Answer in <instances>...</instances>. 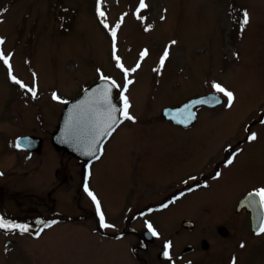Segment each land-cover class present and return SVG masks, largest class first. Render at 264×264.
Returning a JSON list of instances; mask_svg holds the SVG:
<instances>
[{
	"label": "rangeland",
	"instance_id": "1",
	"mask_svg": "<svg viewBox=\"0 0 264 264\" xmlns=\"http://www.w3.org/2000/svg\"><path fill=\"white\" fill-rule=\"evenodd\" d=\"M145 3L138 18L140 0H0V52L10 57L11 64L9 69L0 60V210L6 221L31 229L30 236L19 230L16 236L0 233V264H137L125 242L93 231L90 218L79 222L87 200L75 191L72 175L80 170L78 158L52 142L65 101L98 77L118 81L117 91L126 80L132 81L130 87H122L116 101L123 105L121 94L128 97L134 120L123 118L106 143L103 157L93 163L89 178L114 227L124 208V195L132 190L131 183L124 187L122 178L137 151L134 145L140 157L146 158L148 152L159 154L163 143L167 144L163 152L180 154L179 139L190 141L196 136L208 137L216 145L232 144L244 126L260 118L264 108V0ZM100 10L104 17L98 15ZM245 11L250 22L242 30ZM117 24L114 48L111 30ZM145 49L148 54L141 58ZM166 49L168 57L161 67ZM114 55L120 57L119 62ZM118 63L129 70L127 74ZM137 63L140 67L130 71ZM12 75L34 88L36 96L15 83ZM213 82L233 93L232 104L229 107L221 93L225 103L215 109L201 107L194 129L181 130L162 113L164 106L215 91ZM53 94L59 99H53ZM251 133L257 139L236 162L242 157L252 161L248 174L254 181L256 169L264 179V120ZM27 134L42 137L41 152L16 148V137ZM213 149H198V157L193 155L192 160L211 156ZM191 165H174L152 185H173L180 178L176 176L179 171L189 172ZM145 186L142 190L147 191ZM150 192L142 196H154ZM199 193L191 204L188 200L183 206L179 201L153 213L157 229L177 234L184 216L199 213V203L215 206V216L226 214L228 200L223 194ZM38 213L61 220L44 225L41 236H32L37 227L32 219Z\"/></svg>",
	"mask_w": 264,
	"mask_h": 264
},
{
	"label": "flooded vegetation",
	"instance_id": "2",
	"mask_svg": "<svg viewBox=\"0 0 264 264\" xmlns=\"http://www.w3.org/2000/svg\"><path fill=\"white\" fill-rule=\"evenodd\" d=\"M194 96L196 95L192 97ZM201 107L209 108L204 105ZM199 109H196L198 119L194 122L177 123L171 120L170 123L184 131L192 130L198 123ZM263 120L264 108L260 118H254L249 124L244 126L241 130V136L232 144L216 145L208 141V137L204 139L196 136L190 141L179 139L178 146L182 151L180 154L163 152L165 145H167L163 143L165 145L161 144L159 154H150L148 152L146 158L140 157V153L137 152L139 148L134 145L137 151L134 150L133 158L129 159L130 161L128 160L129 166L124 168L126 171L122 178L124 187H129L131 183L132 190L124 195V208L120 209L122 213L117 226L114 227L112 220L103 210L102 201L90 187L89 178L92 175L93 163L103 157L106 151V143L123 121L118 123L111 135L103 141L98 159L93 157L89 160H84L77 157L80 170L78 174L72 175V177H75V191L77 196L83 193L87 200V204L84 201L85 205H82L83 212L78 215L79 222L90 218L94 223L93 231H101L102 235L107 238L125 242L130 253L135 256L137 264H233L234 261L235 264H264V233L259 232L262 224L260 215L264 212V206L257 203L255 207H251L246 204L249 199V193H254L256 190L264 188V179H260L262 172L256 169L257 173L261 175L256 173V178L251 181L248 167L250 168L252 161L249 159H243L242 157L236 162L237 156L244 153L247 145L251 142L248 140V136L251 135L253 126ZM212 147L214 149L211 156L210 154H204V157L201 158L200 156L198 160H192L198 149L207 151ZM198 155L196 156L198 157ZM229 159L232 160L231 164L227 163ZM190 163L192 164V167L188 168L190 171L186 172L187 169H181L176 175H179L180 178L176 177L175 180L177 181H174L173 185L168 187L152 185L156 183L158 176L167 173L174 165H187ZM217 172L220 173L219 177L216 175ZM85 184L100 201L101 210L105 214V222L112 225V227L103 228L100 226L95 202L85 191ZM144 184L146 185L145 188H149L147 191L142 190ZM145 192H150L154 196L146 195L143 197L142 195ZM198 193L206 196L215 195V197H219L220 193L223 194V198L228 200V204L225 207L226 214L222 217L215 216V206L199 203L198 206L199 208L202 207V210L200 209L196 216H184L179 228H177V234L164 233L157 229L152 221L151 215L153 213L161 212L173 204H178L179 201L183 202V206L188 202L191 204L194 202V194ZM183 195H185V198L182 199ZM252 199L259 202V197H252ZM1 202L0 200V204ZM52 202L54 205L55 200L53 199ZM164 205H167V207H164ZM89 209L90 211L88 212ZM27 218L32 219L30 215ZM32 220H36L34 223L37 227L34 228L36 230L31 235L39 237L45 224H55L61 218L54 215L45 217L42 213H38ZM149 222L159 233L158 236H153L148 231L146 224ZM206 224L209 226H206ZM109 228L112 231H109ZM1 231L6 236H16V230L7 231L1 229ZM28 232L26 235L30 236V232ZM37 232L39 235H37ZM10 241L11 239H7V242ZM169 242L171 243V248L166 249L165 246ZM166 250L169 252L171 259L163 255ZM11 264L18 263L12 262Z\"/></svg>",
	"mask_w": 264,
	"mask_h": 264
},
{
	"label": "water",
	"instance_id": "3",
	"mask_svg": "<svg viewBox=\"0 0 264 264\" xmlns=\"http://www.w3.org/2000/svg\"><path fill=\"white\" fill-rule=\"evenodd\" d=\"M111 80H100L93 85H89L75 99L68 100L62 111V116L58 124V128L52 135V142L59 149L68 151L69 153L79 157L80 159L89 160L94 156L88 155L92 148L101 149L103 141L109 136L101 137L100 144H91V137L96 126L102 124L106 119L105 106L96 105L95 101L99 95V90L110 85ZM115 87L111 90L112 103L120 108V105L115 101ZM211 96H218L223 102L222 96L216 93H207L199 95L175 107H165L162 113L166 118H171L175 122L186 120L189 116V110L194 114L189 121L196 119L195 107L199 104L216 106L212 103H194ZM220 104V103H219ZM117 119L121 120L119 112L116 114ZM116 124L114 128L117 126ZM17 142L22 147L28 148L31 151L41 152L43 139L41 136L28 134L18 137ZM101 151V150H100ZM96 153L98 155L100 153Z\"/></svg>",
	"mask_w": 264,
	"mask_h": 264
},
{
	"label": "snow or ice",
	"instance_id": "4",
	"mask_svg": "<svg viewBox=\"0 0 264 264\" xmlns=\"http://www.w3.org/2000/svg\"><path fill=\"white\" fill-rule=\"evenodd\" d=\"M147 7L145 0H140V4L139 7L137 9V17L141 18L139 16V11L140 9H143ZM98 15L101 17L105 16V13L100 10L98 11ZM123 20V17L121 18V21ZM250 22L249 20V14L247 11L244 12L243 14V20L241 22L242 25V30H243V26L247 25ZM119 24H117L112 30H111V35L113 37V41H114V48H115V38H116V31L119 28ZM105 27H108V25L105 23ZM147 30V29H146ZM0 43H3V40L0 39ZM172 43H176L175 41H172ZM148 54V51L145 49L144 51L141 52V58H143L144 56H146ZM168 57V51L167 49L165 50L163 56L161 57L160 60V65L161 67H163L164 65V61L165 59ZM114 58L119 62L120 57L119 56H115ZM0 60H3V62L8 65L9 69H11V64H10V57L6 56L3 52H0ZM118 66L123 69L125 71V73H128V69H124V66L122 63H118ZM140 67V64L137 63L135 68H132L130 71L134 72L136 71L137 68ZM11 79L19 84L21 87L23 88H27V90L29 92L32 93L33 97L36 96V91L34 90V88L28 87L27 85H25L22 81L18 80L14 75L11 76ZM102 79L107 81L110 78L106 77V76H102ZM128 84H131L132 81L129 80L127 81ZM114 87H118V85L116 84V82L114 80L111 81L110 85L103 87L102 89L99 90V95L95 101L96 105H104L105 106V113H106V119L104 120V122L98 126H96L93 130V134L91 137V144H100L101 143V137L104 136H108L111 135L112 131H114V126L122 121H120L119 119H117L116 117V113L119 112L120 115L124 118V119H128V120H134V117H132L129 114V100L128 97L126 95L121 94V100L123 102L122 107L117 108L116 105H114L112 103V97H111V90ZM212 87L215 89V91L217 93H223L227 98H228V106L230 107L232 104V101L234 99L233 93L231 91L226 90L220 83H216L213 82ZM125 91L127 90L126 87L124 89ZM53 99H59V97L56 94H53ZM194 103H212V104H219L221 103V100L218 96H211L199 101H195ZM194 114H192L189 110V116L186 120H182L180 121L181 123H186L188 122L191 118H193ZM257 139V134L256 133H251V135L248 136V140L250 141H254ZM16 147H21V144L19 142H17ZM101 149L99 148H92L91 151H89L87 154L94 156L95 158H99L98 155H96V153H98ZM228 164L232 163V160L229 159L227 161ZM217 177L220 176V173L217 172ZM194 179V178H193ZM85 191L87 192V194L89 195V197H91V199L95 202V207H96V211L99 217V221H100V226L103 228H108V227H112V225H109L105 222V214L104 212L101 210V204L100 201L97 199L96 195L90 191L88 189L87 184H85ZM252 197H259V202H257L255 199H252ZM257 203H259V205L264 206V188H260L258 190H256L254 193H249V199L246 201V204L248 206L251 207H255L257 205ZM164 207H167V205H164ZM260 218L262 220V224L259 228V232L260 233H264V212L261 213ZM50 226L45 224V227ZM146 227L148 229V231L151 233V235L153 236H158L159 233L155 230V228L153 227V225L149 222L146 224ZM0 229H5L7 231H13V230H19L21 232H28L29 231V226L28 225H24V224H18V223H14V222H9L6 221L3 217H0ZM37 235H39V233L37 232ZM166 249L167 248H171V243H167L166 244ZM241 247H243V245H241ZM163 255L165 257H169V259H171L169 252L166 250ZM233 264H235V261L233 262Z\"/></svg>",
	"mask_w": 264,
	"mask_h": 264
},
{
	"label": "bare ground",
	"instance_id": "5",
	"mask_svg": "<svg viewBox=\"0 0 264 264\" xmlns=\"http://www.w3.org/2000/svg\"><path fill=\"white\" fill-rule=\"evenodd\" d=\"M100 80H103L102 79V76L101 77H98L96 80H94L93 82H91L90 84H88V85H86V86H84L83 87V89H82V91L84 90V88H86L87 86H89V85H93V84H95V83H97L98 81H100ZM110 80L112 81L113 79H111L110 78ZM115 81V80H114ZM126 81H128V80H126ZM116 82V84L118 85V81H115ZM120 82V81H119ZM120 84V83H119ZM124 86H129L130 87V84H128L127 82L126 83H122V85H121V87H120V91L122 90V87H124ZM81 91V92H82ZM120 91H117V87H115V90H114V97H115V101L119 98V92ZM207 93H216V94H219L220 96H222V98H223V102L222 103H220V104H218V105H216V106H209V105H205V104H199L197 107H195V113H196V119H198V114H197V112H196V109L197 108H201V106L202 105H204V106H206V107H209L208 109H210V108H214V107H218V106H220V105H223L224 103H225V97H224V95L223 94H221V93H217L216 91H214V90H212V91H208V92H204V93H200V94H198V95H196V96H199V95H203V94H207ZM81 94V93H80ZM80 94H78V95H76V96H74V97H72V98H69V99H67L66 101H65V105H66V102L68 101V100H72V99H75L76 97H78ZM119 95V96H118ZM196 96H194V97H196ZM191 98H193V97H191ZM189 100V99H188ZM187 101V100H186ZM117 102V101H116ZM185 101H183L182 103H184ZM118 103V102H117ZM182 103H180V104H182ZM119 105H120V107H122V104H120V103H118ZM180 104H177V105H174V106H170V105H167V106H164V108L165 107H175V106H178V105H180ZM64 109V108H63ZM163 110V109H162ZM171 119V118H170ZM195 119V120H196ZM172 120V119H171ZM194 120V121H195ZM120 121H123V117L121 116V120ZM172 121H174V120H172ZM194 121H192V122H194ZM177 123H180V122H177ZM122 124V123H121ZM120 124V125H121ZM119 125V126H120ZM28 135V134H27ZM34 135V134H33ZM39 136V135H38ZM19 137V136H18ZM18 137H16V142H15V146H16V144H17V140H18ZM16 148H18V147H16ZM20 148V150H27V151H29V152H33V151H31V150H29L28 148H25V147H19ZM18 148V149H19ZM183 198H185V195H183L182 196V199ZM3 212L2 211H0V217H3ZM1 231V230H0ZM1 234H4L2 231L0 232ZM42 235V234H41ZM41 235H39V236H41ZM9 264H11V263H9Z\"/></svg>",
	"mask_w": 264,
	"mask_h": 264
}]
</instances>
